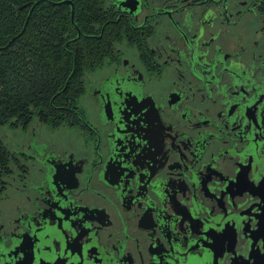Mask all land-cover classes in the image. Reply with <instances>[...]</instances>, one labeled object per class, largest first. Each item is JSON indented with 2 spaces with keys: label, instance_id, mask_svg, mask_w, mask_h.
Returning a JSON list of instances; mask_svg holds the SVG:
<instances>
[{
  "label": "flooded vegetation",
  "instance_id": "af4514ba",
  "mask_svg": "<svg viewBox=\"0 0 264 264\" xmlns=\"http://www.w3.org/2000/svg\"><path fill=\"white\" fill-rule=\"evenodd\" d=\"M32 7L72 71L0 124V264H264V0Z\"/></svg>",
  "mask_w": 264,
  "mask_h": 264
},
{
  "label": "trees",
  "instance_id": "16d2710c",
  "mask_svg": "<svg viewBox=\"0 0 264 264\" xmlns=\"http://www.w3.org/2000/svg\"><path fill=\"white\" fill-rule=\"evenodd\" d=\"M23 3L33 0H0V48L23 29L26 15L22 19L17 12ZM35 24L33 13L25 32L8 48L0 49V124L27 114L33 100L40 104L41 114L50 113L51 99L65 87L72 71L64 49L52 52L60 43L37 41ZM35 57L38 64L28 61ZM3 154L0 143V164Z\"/></svg>",
  "mask_w": 264,
  "mask_h": 264
},
{
  "label": "water",
  "instance_id": "95a60500",
  "mask_svg": "<svg viewBox=\"0 0 264 264\" xmlns=\"http://www.w3.org/2000/svg\"><path fill=\"white\" fill-rule=\"evenodd\" d=\"M23 7V6H22ZM22 7H20V8H22ZM33 9H34V7H32L31 8V10H30V13H29V16L27 17V20H26V22H25V25H24V27H23V29L20 31V33H18L16 36H14L9 42H8V44L7 45H5V46H3V47H1L0 49H6V48H8L17 38H19L24 32H25V30H26V26H27V24H28V22H29V20H30V18H31V16H32V11H33ZM69 82V81H68Z\"/></svg>",
  "mask_w": 264,
  "mask_h": 264
},
{
  "label": "rangeland",
  "instance_id": "374dc122",
  "mask_svg": "<svg viewBox=\"0 0 264 264\" xmlns=\"http://www.w3.org/2000/svg\"><path fill=\"white\" fill-rule=\"evenodd\" d=\"M57 42L60 43V44H57L56 48L52 51V52H54V53H58L57 50H59V49H61V48L63 49L64 42H63V41H62V42H61V41H57ZM52 52H48V53H52ZM41 53H42V52H41ZM1 128H3V127H0V129H1ZM7 139H8V138H7Z\"/></svg>",
  "mask_w": 264,
  "mask_h": 264
}]
</instances>
